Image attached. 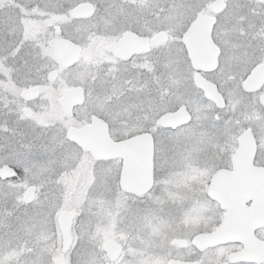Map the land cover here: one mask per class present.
I'll return each instance as SVG.
<instances>
[{
	"label": "snow or ice",
	"instance_id": "snow-or-ice-1",
	"mask_svg": "<svg viewBox=\"0 0 264 264\" xmlns=\"http://www.w3.org/2000/svg\"><path fill=\"white\" fill-rule=\"evenodd\" d=\"M0 264H264V0H0Z\"/></svg>",
	"mask_w": 264,
	"mask_h": 264
}]
</instances>
